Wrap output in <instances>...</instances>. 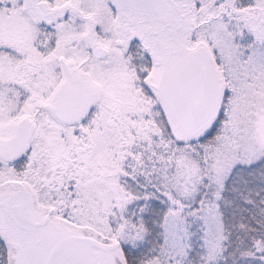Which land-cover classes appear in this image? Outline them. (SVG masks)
I'll return each mask as SVG.
<instances>
[{
  "label": "snow or ice",
  "instance_id": "obj_1",
  "mask_svg": "<svg viewBox=\"0 0 264 264\" xmlns=\"http://www.w3.org/2000/svg\"><path fill=\"white\" fill-rule=\"evenodd\" d=\"M0 264H264V0H0Z\"/></svg>",
  "mask_w": 264,
  "mask_h": 264
}]
</instances>
